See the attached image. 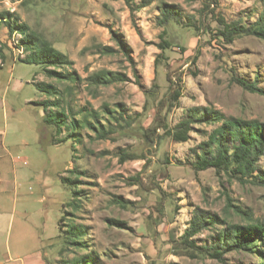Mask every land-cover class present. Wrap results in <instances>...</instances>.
<instances>
[{"label":"rangeland","instance_id":"374dc122","mask_svg":"<svg viewBox=\"0 0 264 264\" xmlns=\"http://www.w3.org/2000/svg\"><path fill=\"white\" fill-rule=\"evenodd\" d=\"M165 3L178 12L161 26ZM141 4L146 6L138 8ZM132 7L124 0H0V13L13 12L67 54L74 64L64 70L81 77L49 78L44 66L19 60L25 53L13 40L20 36L0 22V48L8 58L0 68V264H72L87 256L93 264L259 262L257 254L223 244L219 233L231 224L264 221V184L195 168L214 126L193 124L186 142L175 141L166 126L174 127L192 107L264 122V94L236 80L264 90V39L243 35L228 42L218 34L219 17L251 25L264 3L135 0ZM111 29L125 35L134 65ZM163 40L171 44L165 51L159 47ZM104 46L115 52H103ZM103 70L129 80L109 85L88 80ZM43 84L60 91V109L69 113L74 129L59 134L45 122L36 103L57 98ZM178 88L182 95L176 101ZM103 127L106 138L99 136ZM255 175L264 177V156ZM201 211L219 221L185 240ZM111 219L127 226L110 224ZM77 229L87 236L76 239ZM187 241L223 245L222 260L192 250Z\"/></svg>","mask_w":264,"mask_h":264},{"label":"trees","instance_id":"16d2710c","mask_svg":"<svg viewBox=\"0 0 264 264\" xmlns=\"http://www.w3.org/2000/svg\"><path fill=\"white\" fill-rule=\"evenodd\" d=\"M124 1L133 11L132 4L135 0ZM261 1L264 3V0ZM143 6L146 5L141 4L138 8ZM177 12L174 5L165 3L162 9L160 25L166 26L177 15ZM0 21L7 26L10 34L17 33L22 36L18 39L16 46L25 53V56L21 59L19 58V60L28 64L44 66V71L49 78H57L64 81H74L81 78L76 71L64 70L74 64L67 54L56 49L49 42L42 40L35 32H31L29 27L21 23L13 12H1ZM219 21L222 22L223 27L218 30V34L228 42H233L235 38L243 35H253L264 39V12L256 22L247 26L241 23V21L226 23L221 17H219ZM111 32L113 40L118 44L120 51L127 60L134 65V59L131 55L132 47L126 41L125 35L113 29H111ZM159 47L162 51H165L171 47V44L167 40H163L162 43L159 44ZM103 52L112 53L115 52V50L110 46H104ZM0 56L1 58L6 57L2 48H0ZM197 58L198 56L194 57L195 62ZM88 80L95 85H109L114 82H124L129 79L123 73L103 70L89 76ZM169 80L172 82V77H169ZM236 80L247 90L264 94V90L258 88L254 82L250 83L244 79ZM138 84L142 87L140 81H138ZM43 86V91L50 95H55L54 97L57 98L55 100H42L36 103L45 111V122L55 126L59 134L62 133L64 128L74 129L76 127L75 122H70L68 124L70 119L69 113L60 109V91L52 84H43ZM55 88L58 91H54ZM181 95V89H176L175 100L178 101ZM177 104L178 103L175 105ZM53 106L59 109H54L52 111L50 108H53ZM120 116L123 115L120 114ZM197 122H204L214 126L209 135V139L204 141L201 145L203 148L201 154H198V159L193 163L197 170L214 168L219 173L221 171L227 172L231 175L239 176L238 178L241 180H244V178H254L258 180V182L264 184V177L255 175L257 162L261 156H264V122L228 117L222 111L208 107H192L188 110L187 117L174 127H169L167 125L166 132L175 141L186 142L190 138L192 125ZM91 128L97 130L96 125L92 124ZM99 130V136L101 138H106L107 132L104 127L102 130ZM73 135L72 132L70 136ZM68 136L62 138L60 141H55V143H60L64 139L67 140ZM76 193L78 195L79 192L76 191ZM218 221L219 218L217 215L211 216L210 214V216H206V214L201 211L193 218L191 227L186 231L183 238L189 240L190 237L197 234L204 227ZM109 223L119 227L127 226L124 221L116 219L109 220ZM60 230L61 233L65 231L64 227H60ZM77 230L76 239L87 236L85 230ZM219 237L223 244H229L231 249L236 248L257 254L259 256V262L257 264H264V221H254L252 219V221L249 220V223L246 225L239 223L228 225L227 229L219 233ZM67 240L70 243L69 237ZM187 243L192 250H197L199 253L207 254L212 258L222 260L223 245L207 247L199 246L195 241H187ZM72 264H93V261L91 256H87L74 259Z\"/></svg>","mask_w":264,"mask_h":264},{"label":"built area","instance_id":"2783aa9c","mask_svg":"<svg viewBox=\"0 0 264 264\" xmlns=\"http://www.w3.org/2000/svg\"><path fill=\"white\" fill-rule=\"evenodd\" d=\"M1 22V21H0ZM15 34H17V33H15ZM20 37L19 38H21L22 36L20 35V34H18ZM19 38H15L14 40H13V47L16 49V50H18L19 52H20V54L22 55L24 52L21 50V49H18L17 48V46H16V43L18 42V39Z\"/></svg>","mask_w":264,"mask_h":264},{"label":"crops","instance_id":"0c3cea01","mask_svg":"<svg viewBox=\"0 0 264 264\" xmlns=\"http://www.w3.org/2000/svg\"><path fill=\"white\" fill-rule=\"evenodd\" d=\"M8 59V58H7ZM7 59H6V57L5 58H1V62H0V68H2L3 67V65H4V63L7 61ZM14 60H16V59H14ZM44 117H45V111H44V114H43V119H44Z\"/></svg>","mask_w":264,"mask_h":264}]
</instances>
